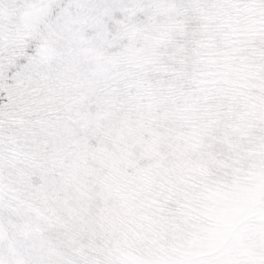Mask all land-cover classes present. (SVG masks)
<instances>
[{
    "label": "snow or ice",
    "instance_id": "1",
    "mask_svg": "<svg viewBox=\"0 0 264 264\" xmlns=\"http://www.w3.org/2000/svg\"><path fill=\"white\" fill-rule=\"evenodd\" d=\"M0 264H264V0H0Z\"/></svg>",
    "mask_w": 264,
    "mask_h": 264
}]
</instances>
